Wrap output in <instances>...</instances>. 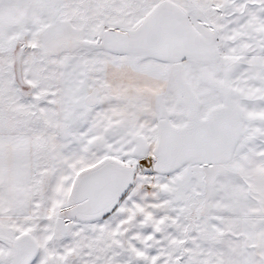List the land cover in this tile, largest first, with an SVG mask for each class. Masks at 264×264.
<instances>
[{"label": "snow or ice", "instance_id": "snow-or-ice-1", "mask_svg": "<svg viewBox=\"0 0 264 264\" xmlns=\"http://www.w3.org/2000/svg\"><path fill=\"white\" fill-rule=\"evenodd\" d=\"M0 264H264V0H0Z\"/></svg>", "mask_w": 264, "mask_h": 264}]
</instances>
